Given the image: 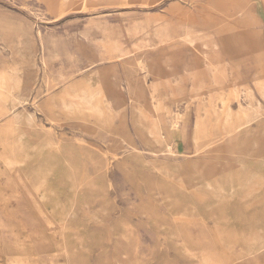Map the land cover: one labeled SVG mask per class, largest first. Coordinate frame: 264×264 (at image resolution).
Returning <instances> with one entry per match:
<instances>
[{
	"label": "rangeland",
	"instance_id": "1",
	"mask_svg": "<svg viewBox=\"0 0 264 264\" xmlns=\"http://www.w3.org/2000/svg\"><path fill=\"white\" fill-rule=\"evenodd\" d=\"M123 1L0 0V264H264V0Z\"/></svg>",
	"mask_w": 264,
	"mask_h": 264
},
{
	"label": "bare ground",
	"instance_id": "2",
	"mask_svg": "<svg viewBox=\"0 0 264 264\" xmlns=\"http://www.w3.org/2000/svg\"><path fill=\"white\" fill-rule=\"evenodd\" d=\"M61 1H65V0H61ZM73 1V0H72ZM126 1V0H125ZM125 1H123V2H125ZM45 2V1H44ZM51 2V1H50ZM67 2H68V0H67ZM130 2V1H129ZM64 3V2H63ZM47 4H48V1H47ZM60 4V3H59ZM62 4V3H61ZM61 4H60V7H58V8H63L62 6H61ZM79 5V4H78ZM74 6V5H73ZM76 6H77V3H76ZM85 6V5H84ZM72 7V6H71ZM71 7H69V8H71ZM58 10H60V9H58ZM58 14V13H57ZM1 84V83H0ZM47 91V90H46ZM70 96L71 97H73V96H77L76 94H74V93H72V92H70ZM9 117H11V116H9ZM8 123V122H7ZM10 125H8V129L10 130L11 129V124H12V121L9 123ZM6 126V125H5ZM232 155V154H231ZM183 166V165H182ZM179 215V214H178ZM249 252V254H251V255H253V253H254V255L255 254H258V253H261L260 255L262 256V259L264 260V238H261V240H257L256 241V243H255V245H253V247L251 248V250H249L248 251ZM65 254V253H64ZM254 259V258H253Z\"/></svg>",
	"mask_w": 264,
	"mask_h": 264
}]
</instances>
